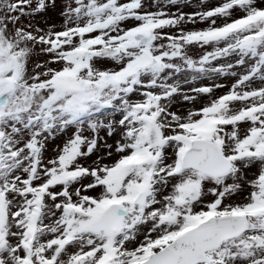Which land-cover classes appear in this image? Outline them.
Instances as JSON below:
<instances>
[{"label": "snow or ice", "instance_id": "1", "mask_svg": "<svg viewBox=\"0 0 264 264\" xmlns=\"http://www.w3.org/2000/svg\"><path fill=\"white\" fill-rule=\"evenodd\" d=\"M0 264H264V0H0Z\"/></svg>", "mask_w": 264, "mask_h": 264}, {"label": "rangeland", "instance_id": "2", "mask_svg": "<svg viewBox=\"0 0 264 264\" xmlns=\"http://www.w3.org/2000/svg\"><path fill=\"white\" fill-rule=\"evenodd\" d=\"M195 2V0H194ZM212 3H215V0H211ZM192 9L188 8V9H185V11H191ZM49 21L52 22V23H59V18H58V15L53 13L50 18H49ZM42 23V21H41Z\"/></svg>", "mask_w": 264, "mask_h": 264}]
</instances>
